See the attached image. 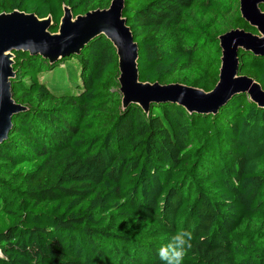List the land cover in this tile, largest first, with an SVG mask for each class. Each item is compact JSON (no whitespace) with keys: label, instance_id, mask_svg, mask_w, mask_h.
<instances>
[{"label":"trees","instance_id":"trees-1","mask_svg":"<svg viewBox=\"0 0 264 264\" xmlns=\"http://www.w3.org/2000/svg\"><path fill=\"white\" fill-rule=\"evenodd\" d=\"M110 2L0 0V13L50 16L56 33L64 6L76 16ZM123 16L140 81L205 92L219 80L218 36L257 33L239 0H124ZM238 57L239 74L264 89V55ZM55 66L71 91L46 82ZM13 70L25 109L0 142V264H161L178 230L192 233L184 264H264V108L246 93L213 114L123 108L103 35L55 61L14 51Z\"/></svg>","mask_w":264,"mask_h":264},{"label":"water","instance_id":"water-1","mask_svg":"<svg viewBox=\"0 0 264 264\" xmlns=\"http://www.w3.org/2000/svg\"><path fill=\"white\" fill-rule=\"evenodd\" d=\"M264 0H239L241 17L257 30L230 29L218 36L221 48L219 80L205 92L179 82L154 83L139 80L138 44L123 16L124 0H111L108 8H97L74 16L64 6L58 31L51 33V17H38L15 9L0 13V142L7 138L12 116L25 109L15 102L11 92L14 77V51L41 55L49 61L78 54L96 36H105L118 57L122 107L139 105L148 112L152 103H175L189 113H215L233 95L246 93L257 106L264 108V89L252 77L238 72L241 49L264 55Z\"/></svg>","mask_w":264,"mask_h":264},{"label":"clouds","instance_id":"clouds-1","mask_svg":"<svg viewBox=\"0 0 264 264\" xmlns=\"http://www.w3.org/2000/svg\"><path fill=\"white\" fill-rule=\"evenodd\" d=\"M192 247V233L178 230L158 250L161 264H184L187 251Z\"/></svg>","mask_w":264,"mask_h":264},{"label":"rangeland","instance_id":"rangeland-1","mask_svg":"<svg viewBox=\"0 0 264 264\" xmlns=\"http://www.w3.org/2000/svg\"><path fill=\"white\" fill-rule=\"evenodd\" d=\"M58 66H55L51 71H46L45 74V80L50 86L55 88V90H58L60 92H65V91H71L72 86L70 84H65V82H62L60 77H58V74H61L63 71L57 68ZM57 69V70H56ZM49 72V73H48ZM67 71H64L65 74H67Z\"/></svg>","mask_w":264,"mask_h":264}]
</instances>
